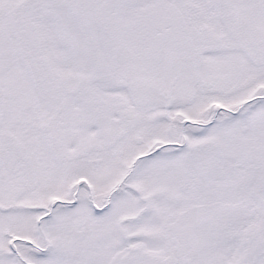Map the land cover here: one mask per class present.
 <instances>
[{"label":"snow or ice","instance_id":"snow-or-ice-1","mask_svg":"<svg viewBox=\"0 0 264 264\" xmlns=\"http://www.w3.org/2000/svg\"><path fill=\"white\" fill-rule=\"evenodd\" d=\"M0 264H264V0H0Z\"/></svg>","mask_w":264,"mask_h":264}]
</instances>
